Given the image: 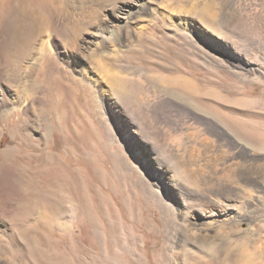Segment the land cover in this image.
<instances>
[{
	"label": "rangeland",
	"instance_id": "374dc122",
	"mask_svg": "<svg viewBox=\"0 0 264 264\" xmlns=\"http://www.w3.org/2000/svg\"><path fill=\"white\" fill-rule=\"evenodd\" d=\"M0 86V264H264V0H0Z\"/></svg>",
	"mask_w": 264,
	"mask_h": 264
},
{
	"label": "crops",
	"instance_id": "0c3cea01",
	"mask_svg": "<svg viewBox=\"0 0 264 264\" xmlns=\"http://www.w3.org/2000/svg\"><path fill=\"white\" fill-rule=\"evenodd\" d=\"M200 92V91H199ZM193 97V96H192ZM213 113L216 112V109H214L212 111ZM225 126L226 129L229 131V136L231 138V140L234 142V146L235 148H230V151L227 153L228 156H232L238 152H240L241 150H249L250 152H253V154L255 155H259V154H263L264 152V142L262 140L263 136H260L262 138H260L261 140L258 141L257 140V136L258 133H252L247 130H241V128L238 127H232L231 123L229 122H225ZM179 134V133H177ZM263 132L260 133V135H262ZM191 136V134H190ZM234 153V154H233ZM231 162V161H230ZM177 170L179 171L178 174L181 178L185 179L187 177H191L192 178V185L199 183L200 186L205 185L204 180L201 182V179L197 178L196 176H191L189 173H192L191 171L189 172V168L187 166L181 165V159H178L177 161ZM187 170L188 172L184 171L181 172L183 170ZM182 174H181V173ZM228 177H232V175L230 174ZM201 178V177H200ZM199 186V187H200Z\"/></svg>",
	"mask_w": 264,
	"mask_h": 264
},
{
	"label": "bare ground",
	"instance_id": "6f19581e",
	"mask_svg": "<svg viewBox=\"0 0 264 264\" xmlns=\"http://www.w3.org/2000/svg\"><path fill=\"white\" fill-rule=\"evenodd\" d=\"M28 36H25L24 33H21L20 29H17L15 31V43L17 44V47L21 50L20 47H24V51L26 50L25 47L27 48L28 46V39H27ZM27 51V50H26ZM27 53V52H26ZM30 77V75H29ZM19 78V77H18ZM20 79H17L15 81H17L18 83H20L21 81H19ZM17 83V84H18ZM23 83V82H22ZM76 84V83H75ZM18 88H19V91H18V98L16 97V99H18L19 103L22 105V109L24 110L25 113H28L29 110L31 109L29 106H30V102H29V99L26 98L25 96V92L26 90H24L25 88H23L22 85H17ZM181 86L184 88V89H191V90H195V83L189 79L183 81L181 83ZM124 88V87H123ZM18 90V89H17ZM25 91V92H24ZM15 94V93H14ZM9 96L7 94V91L2 87L0 86V107H2V105H5L7 103H9L10 99H8ZM13 98V97H12ZM14 101V100H13ZM31 101V100H30ZM15 102V101H14ZM13 102V103H14ZM30 108V109H29ZM19 111H14L13 113H11L10 115V118L12 117L14 119V122L17 123L19 122V120H17L18 116H19ZM29 115V114H28ZM22 121H20L17 125L13 126L14 129L12 131V133H15L17 132L18 129H20V123ZM24 136H20V135H17L16 138L14 139V142L17 143L18 146H22L23 143H24Z\"/></svg>",
	"mask_w": 264,
	"mask_h": 264
}]
</instances>
